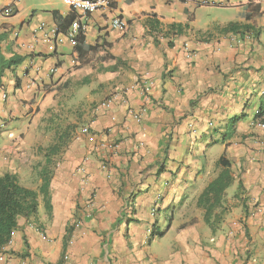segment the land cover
I'll return each instance as SVG.
<instances>
[{"label": "crops", "instance_id": "obj_1", "mask_svg": "<svg viewBox=\"0 0 264 264\" xmlns=\"http://www.w3.org/2000/svg\"><path fill=\"white\" fill-rule=\"evenodd\" d=\"M0 1V57L20 59L0 78V176L20 183L26 169L37 185H20L38 192L49 171L5 264H264V130L252 127L264 107V0H111L91 15L59 0ZM66 18L94 51L78 55ZM141 108L140 121L127 113ZM109 142L116 151L92 155L81 184L73 170ZM221 157L233 207L224 197L211 229L197 201Z\"/></svg>", "mask_w": 264, "mask_h": 264}, {"label": "trees", "instance_id": "obj_2", "mask_svg": "<svg viewBox=\"0 0 264 264\" xmlns=\"http://www.w3.org/2000/svg\"><path fill=\"white\" fill-rule=\"evenodd\" d=\"M12 10V14L15 11ZM69 19V24L74 20ZM239 29L244 31L251 30L250 26L238 27V25H230L228 30L230 32H239ZM227 30V31H228ZM75 50L78 55H81V50L94 51L95 47H85L82 34L79 33L76 38ZM20 62V59L11 58L10 60H4L0 57V78L6 69L14 66ZM241 117L233 118L229 123V129L233 130L235 123L239 121ZM255 122L264 124V107H260L258 113L255 116ZM230 134V133H229ZM227 135L223 136V139ZM58 152V149L49 148L46 151V156H52ZM217 168L219 173L217 177L206 187L203 193L198 198L197 204L204 211V221L211 228L214 229L219 223H221L223 216L227 212L228 208L224 204V197L226 190L232 185L234 179L231 171L230 162L221 157L217 162ZM42 184L38 192L26 189L22 187L17 179V176L12 173H5L0 176V253L12 239L13 233L18 229L17 221L19 218L29 220L35 218L38 208V196L42 195L44 198L47 196L49 186V171H43L41 174ZM242 191V185L239 183L238 193L235 198H240L239 195ZM45 201V205H46ZM48 208V205H47Z\"/></svg>", "mask_w": 264, "mask_h": 264}, {"label": "built area", "instance_id": "obj_3", "mask_svg": "<svg viewBox=\"0 0 264 264\" xmlns=\"http://www.w3.org/2000/svg\"><path fill=\"white\" fill-rule=\"evenodd\" d=\"M65 7H67L68 9H70L73 12L76 13H81L83 15H91L94 14L96 12H100L106 8L109 7L111 0H59ZM5 15H11L12 14V10L10 7L6 8L4 10ZM111 26L117 30L123 31L125 28V23L119 19V18H114L111 21ZM84 24L81 23L78 19H75L71 25L70 28L68 30V33L66 34V38L72 43V44H76L75 42V38L79 33H83L84 32ZM61 40L55 38L54 41L51 42V45L49 46V50L53 51L54 50V46H56L57 44H60ZM183 50L185 52V56L188 58L190 57V51L187 49V46L184 45ZM110 106V102L109 101H105L103 103H101L99 105V108L107 111L109 109ZM130 116H132L133 119H135L136 121H140V119L143 117V115H145L147 113L146 109L141 108L138 111H133V110H129L127 112ZM114 120V119H112ZM252 127L258 129V130H264V124L260 123V122H255L252 124ZM89 132V128L84 127L81 130L82 134H87ZM118 144L115 142H109V143H100L98 145H95L94 147H92L89 152L87 153V156H85L83 158V164H81L80 166H78L77 168H75V170L73 171V175L74 176H78L80 178V182L81 184H85L86 180H87V174H86V163L89 161L90 157L100 151H108L110 153L116 151ZM100 166V170L106 174L107 178H109V170H108V163L106 161H102L99 163ZM93 193H90V197L91 200L93 198ZM154 213H152L153 215ZM79 223L75 224V227H78ZM13 236V235H12ZM41 239L43 241H47V238L45 235H40ZM12 240V239H11ZM11 243V241L9 242V244ZM8 244V245H9ZM7 245V246H8ZM6 246V247H7ZM5 247V248H6ZM5 248L2 249L1 253H0V264H5V263H9V256L7 255V253L5 252Z\"/></svg>", "mask_w": 264, "mask_h": 264}, {"label": "rangeland", "instance_id": "obj_4", "mask_svg": "<svg viewBox=\"0 0 264 264\" xmlns=\"http://www.w3.org/2000/svg\"><path fill=\"white\" fill-rule=\"evenodd\" d=\"M44 1H46V0H25V3L31 4V5H39V4L43 3ZM51 1H53V0H51ZM0 5H1V1H0ZM0 19L3 20L4 18H2L0 15ZM21 178L22 179H21L20 183L22 185L33 187V188L36 187L37 180L35 179L36 178L35 175L29 174L26 169H25V171H23ZM225 201H227V205L229 207H233L232 199H231V197H228L227 194L225 196Z\"/></svg>", "mask_w": 264, "mask_h": 264}]
</instances>
